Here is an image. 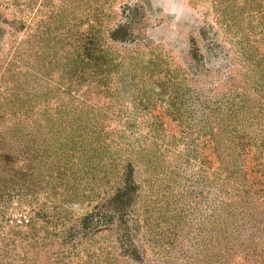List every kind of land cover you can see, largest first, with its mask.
Listing matches in <instances>:
<instances>
[{
  "label": "rangeland",
  "instance_id": "obj_1",
  "mask_svg": "<svg viewBox=\"0 0 264 264\" xmlns=\"http://www.w3.org/2000/svg\"><path fill=\"white\" fill-rule=\"evenodd\" d=\"M0 264H264V0H0Z\"/></svg>",
  "mask_w": 264,
  "mask_h": 264
},
{
  "label": "trees",
  "instance_id": "obj_2",
  "mask_svg": "<svg viewBox=\"0 0 264 264\" xmlns=\"http://www.w3.org/2000/svg\"><path fill=\"white\" fill-rule=\"evenodd\" d=\"M126 191V190H125ZM123 195H124V193H123Z\"/></svg>",
  "mask_w": 264,
  "mask_h": 264
}]
</instances>
